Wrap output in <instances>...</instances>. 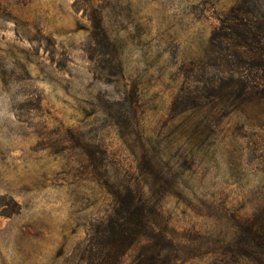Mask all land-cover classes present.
I'll return each mask as SVG.
<instances>
[{
  "label": "rangeland",
  "instance_id": "374dc122",
  "mask_svg": "<svg viewBox=\"0 0 264 264\" xmlns=\"http://www.w3.org/2000/svg\"><path fill=\"white\" fill-rule=\"evenodd\" d=\"M263 82L264 0H0V264H264Z\"/></svg>",
  "mask_w": 264,
  "mask_h": 264
},
{
  "label": "trees",
  "instance_id": "16d2710c",
  "mask_svg": "<svg viewBox=\"0 0 264 264\" xmlns=\"http://www.w3.org/2000/svg\"><path fill=\"white\" fill-rule=\"evenodd\" d=\"M261 59H263V58H261ZM259 87H261L262 89L260 90V92H264V82L263 83H261V84H258V86H257V88H259ZM142 207V205H138L137 206V209H141L142 211H143V208H141ZM142 219H143V216H142V218H141V223H139V226L141 227V228H143L144 227V222H142ZM120 226V225H119ZM121 230L122 231H124L125 230V227H123V228H121ZM120 230V231H121ZM118 233V232H117ZM121 232H119V234H120ZM116 245H117V243H116ZM131 244H128V246H130ZM119 245H117V247H118ZM120 248H122V247H120ZM119 248V249H120ZM128 248L125 246V248H123V249H121L120 251H121V253H124L126 250H127ZM116 251V250H115ZM116 262L115 261H113V263L112 264H115Z\"/></svg>",
  "mask_w": 264,
  "mask_h": 264
}]
</instances>
